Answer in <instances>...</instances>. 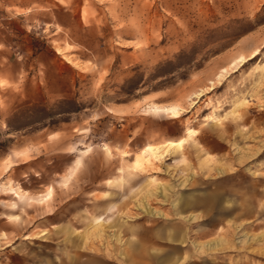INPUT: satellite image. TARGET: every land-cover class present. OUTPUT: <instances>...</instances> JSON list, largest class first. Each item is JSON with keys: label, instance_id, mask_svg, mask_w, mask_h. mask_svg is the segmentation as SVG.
<instances>
[{"label": "rangeland", "instance_id": "1", "mask_svg": "<svg viewBox=\"0 0 264 264\" xmlns=\"http://www.w3.org/2000/svg\"><path fill=\"white\" fill-rule=\"evenodd\" d=\"M0 264H264V0H0Z\"/></svg>", "mask_w": 264, "mask_h": 264}, {"label": "bare ground", "instance_id": "2", "mask_svg": "<svg viewBox=\"0 0 264 264\" xmlns=\"http://www.w3.org/2000/svg\"><path fill=\"white\" fill-rule=\"evenodd\" d=\"M57 52H61L60 49L57 50ZM257 52L254 51V54L251 56L253 57ZM70 61V60H69ZM244 58H240L237 60L239 63H244ZM75 63V62H73ZM235 65V64H234ZM221 72H227V69H223ZM221 76V75H219ZM157 112L166 114L170 117H179L181 113L183 112V108L178 105H168V106H155L154 107ZM186 133L188 135H192L195 133V130L188 128L186 130ZM185 139H179L177 141L168 140L160 144H149L146 145L142 151L135 155V158L132 162L133 168L137 170H141L142 168H145L146 166L152 165V161H158L163 158L164 152L168 151L169 149H181L183 148V145L185 144ZM10 190L13 191V196L18 201H35L38 204H45L46 206H49V203L52 199L53 192L52 188L47 189L42 194H39L37 197L29 196L26 191L21 189L19 186L12 188L9 187ZM15 206V205H14ZM16 219V217H15ZM96 221V220H95ZM95 223V222H94Z\"/></svg>", "mask_w": 264, "mask_h": 264}, {"label": "crops", "instance_id": "3", "mask_svg": "<svg viewBox=\"0 0 264 264\" xmlns=\"http://www.w3.org/2000/svg\"><path fill=\"white\" fill-rule=\"evenodd\" d=\"M12 7H14V1L12 2ZM19 8H21V9H25V10H29V6H23V5H21V6H19ZM20 14V13H19ZM177 227V226H176ZM178 231H179V229H178V227L175 229H172L171 231H169L168 233H167V235H169L170 237H168V239H170V240H174V238H173V235L174 236H176V235H178ZM146 249V248H145ZM147 250V249H146Z\"/></svg>", "mask_w": 264, "mask_h": 264}]
</instances>
